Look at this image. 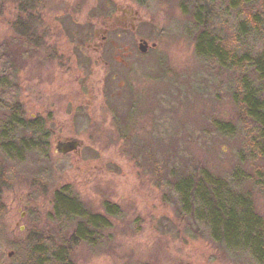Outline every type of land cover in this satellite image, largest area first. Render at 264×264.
Wrapping results in <instances>:
<instances>
[{"label":"rangeland","instance_id":"rangeland-1","mask_svg":"<svg viewBox=\"0 0 264 264\" xmlns=\"http://www.w3.org/2000/svg\"><path fill=\"white\" fill-rule=\"evenodd\" d=\"M229 4L0 0V141L15 145L10 154L0 145V264H33L35 234L42 264H52L56 247L47 237L57 228L61 236L84 232L72 264H259L242 245L221 246L203 204L186 212L173 185L208 168L236 193L252 190L237 175L251 169L252 128L237 123L236 133L225 135L217 126L236 120L238 74L198 48L199 8L216 15L211 27L230 49L264 48V26L247 27L250 7ZM30 14L41 39L29 51L15 24ZM8 99L21 103L26 118L44 121L46 151L21 148L27 135L9 125ZM73 138L81 142L76 151L56 150ZM60 192L81 208L57 223ZM254 196L264 214V196Z\"/></svg>","mask_w":264,"mask_h":264},{"label":"trees","instance_id":"trees-1","mask_svg":"<svg viewBox=\"0 0 264 264\" xmlns=\"http://www.w3.org/2000/svg\"><path fill=\"white\" fill-rule=\"evenodd\" d=\"M230 4L241 9L243 6L245 9L250 7L253 11L250 14L252 18L247 20L250 25L240 22L243 31L246 29V24L247 27L254 26L258 29L264 26V0H230ZM198 7H200L199 4H197ZM195 13L201 16L196 21L199 27L197 38L201 55L214 58L223 67L230 66L232 71L238 74L237 88L232 95L237 110L236 120H220L217 126L225 135H234L237 123L248 129L252 128L248 135L251 149L248 158L251 161V169L248 170L249 173L237 169V175L245 176L247 183L250 181L252 190L247 188L236 193L225 185L222 177L212 174L208 168H206L207 172L202 169V171L183 176L184 186L180 184L179 178L175 179L174 189L179 191L186 212H188L186 208L194 206L196 202L203 204L201 214L208 218L213 235L221 246H228L230 243H235L236 246L242 245L259 264H264V214L257 210L256 196H254L256 192L264 196V48L242 54L236 48L230 49L226 38L219 36L211 27L212 18L216 15L201 8ZM34 21V16L30 14L27 18L19 16L15 24L18 42L28 45L29 51L38 49V42L41 39L37 34ZM2 75L11 76L8 72ZM5 107L11 113L8 119L9 125L21 129L27 135L21 148L30 147L33 150L46 151L48 129L45 128L44 121L39 116L26 118L21 103L17 99H8ZM0 145L7 154L13 151V146L15 147L14 141L6 139L0 141ZM240 164L244 168L247 162L241 159ZM4 174V169L0 167V179L4 177ZM0 193H2L1 187ZM66 197H68L67 193L60 192L54 198V217L57 223H61L66 218H73L77 214V207L81 208L78 200ZM60 231L62 229L57 228L54 234L52 230L47 237V240L56 247L52 259L50 258L51 263L72 264L71 253L73 248L83 240L80 235H84V232L80 233L78 228L68 236L66 234L61 236ZM56 236H59L58 240ZM42 242L41 236L35 234L31 242V255L29 254L33 264H42V255H45L41 251Z\"/></svg>","mask_w":264,"mask_h":264},{"label":"water","instance_id":"water-1","mask_svg":"<svg viewBox=\"0 0 264 264\" xmlns=\"http://www.w3.org/2000/svg\"><path fill=\"white\" fill-rule=\"evenodd\" d=\"M148 47H149L148 43L142 40L140 44V49L143 52H146ZM80 145H81V142L76 138H73L70 140H61L56 143V150L59 153L66 154V153L76 151L80 147Z\"/></svg>","mask_w":264,"mask_h":264}]
</instances>
